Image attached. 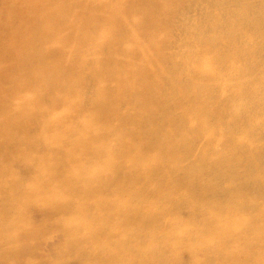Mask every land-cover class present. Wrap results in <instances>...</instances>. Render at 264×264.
<instances>
[{"label":"bare ground","instance_id":"bare-ground-1","mask_svg":"<svg viewBox=\"0 0 264 264\" xmlns=\"http://www.w3.org/2000/svg\"><path fill=\"white\" fill-rule=\"evenodd\" d=\"M46 5L0 59V264H264V0Z\"/></svg>","mask_w":264,"mask_h":264},{"label":"rangeland","instance_id":"rangeland-1","mask_svg":"<svg viewBox=\"0 0 264 264\" xmlns=\"http://www.w3.org/2000/svg\"><path fill=\"white\" fill-rule=\"evenodd\" d=\"M86 1L88 4H95L96 1L98 2L100 0ZM47 7L52 8L53 6L46 5V0H0V59L2 58L5 50L8 48H13L10 52L12 55L11 58L15 57L22 51L21 46L17 45L18 47H13L14 42H17L18 36L16 34L17 32L13 30L14 26H11L9 24V20L12 19V16L15 15L16 11H19L21 8L25 13L30 14V19L33 17L44 18L47 15ZM71 15L68 26L64 28V34L76 31L75 24L72 21L73 16L76 15L75 11H72ZM84 17L89 20V29L92 28L95 24V21L93 19L97 17V13L93 10H88V12L84 14ZM59 21L61 20H51V22L54 23H57ZM26 37H29V34H27ZM208 47L209 45L206 46V48ZM69 81V77L66 76L63 80H60V82H57L55 84L52 83L48 86L46 85L45 87L41 88V91L44 94L46 93L54 100H60L61 98L68 96L67 85ZM42 221L43 219L40 218L37 223H41ZM181 259L185 263L189 262L191 259V252L189 250H183L181 252Z\"/></svg>","mask_w":264,"mask_h":264}]
</instances>
